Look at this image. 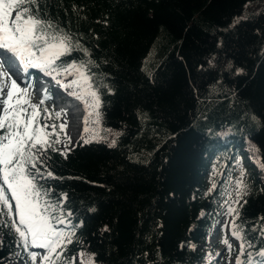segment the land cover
Segmentation results:
<instances>
[{
  "label": "trees",
  "instance_id": "1",
  "mask_svg": "<svg viewBox=\"0 0 264 264\" xmlns=\"http://www.w3.org/2000/svg\"><path fill=\"white\" fill-rule=\"evenodd\" d=\"M45 11L57 31L87 49L88 56L75 51L61 60H91L87 70L101 100L103 139H80L66 157L49 150L45 158L55 177L40 181L51 190L47 199L55 203L66 193L64 210L73 213L63 232L75 235L63 256L94 253V264H199L244 152L259 166L244 178L230 228L234 222L244 237L241 258L259 260L264 0H49ZM37 105V122L59 133L51 110ZM18 252L26 255L18 235L0 227V264Z\"/></svg>",
  "mask_w": 264,
  "mask_h": 264
},
{
  "label": "snow or ice",
  "instance_id": "2",
  "mask_svg": "<svg viewBox=\"0 0 264 264\" xmlns=\"http://www.w3.org/2000/svg\"><path fill=\"white\" fill-rule=\"evenodd\" d=\"M42 4L44 8L41 7ZM48 4L49 0H0V50L11 53L24 72H27L28 67L31 66L53 80L62 74L74 76L75 78L68 83H62L60 80H56V83L65 89H80L79 92L73 91L69 94L80 99L87 111L83 132L94 133L91 137L81 136L80 139L84 144L99 142L103 137L99 136L97 129L88 127L89 116L95 115L92 122L97 125L101 121V113L98 111L101 106L100 96L93 88L92 76L87 70L92 61L81 60L78 63L75 59L61 60V57H71L75 51H81L85 56L90 54L87 49L81 48L79 41L74 44L73 37L63 29L57 31L51 19L44 18L50 14L45 11ZM5 63V59L0 57V69ZM18 81L19 78H14L11 70L0 71V216L5 218L0 222V227H6L9 233L18 235L26 250L30 246L46 250L47 254L41 257L43 264H57V261L61 264H73L74 260L82 258L84 253H79L77 258H65L63 250L67 244L72 243L75 232L65 233L55 227L56 224L70 223L68 217L73 215L63 207L68 199L67 194H60L53 203L47 199L51 195V190L40 184L45 178H55L54 173L47 170L45 163L47 152L60 151L62 155L67 156V151L58 150L53 146L54 143H60V133L66 135L69 143L73 140L65 132L66 122L59 125V133L55 125L51 126V133L45 131L49 125L41 126L36 120L41 111L40 105L31 103L25 98L28 89L20 88ZM17 93L21 95L14 100ZM85 96H90L91 102L85 99ZM42 110L49 111L46 108ZM63 114L56 113L57 118ZM53 135L56 137L54 141L51 138ZM116 135L119 136L120 133ZM115 145L114 139L109 147ZM261 168H264V164ZM244 175L245 172L241 171V178L236 181L239 189L236 195L240 198L247 187L243 181ZM214 188L215 184H213ZM8 192L10 196L6 194ZM10 200L14 201V205ZM236 202L239 203V200ZM235 212L236 209L229 206L228 213L231 215ZM14 215L18 220L13 219ZM75 227L73 225V228ZM236 227L233 222L232 235L236 240L243 241L244 237ZM104 230L107 231V228L105 227ZM223 243L231 250L232 246L227 239H224ZM247 246L254 247L251 242H248ZM244 255L245 244L241 243L235 264H264V246L256 253L260 257L259 260L253 257L245 261L241 258ZM247 255L251 256V253ZM94 257L93 253L89 261L84 262L80 259L79 264H93ZM26 259L30 264H35L37 253L28 251Z\"/></svg>",
  "mask_w": 264,
  "mask_h": 264
},
{
  "label": "rangeland",
  "instance_id": "3",
  "mask_svg": "<svg viewBox=\"0 0 264 264\" xmlns=\"http://www.w3.org/2000/svg\"><path fill=\"white\" fill-rule=\"evenodd\" d=\"M25 87L26 86H24V88ZM20 95L16 96V98H18ZM25 98L29 99L31 101V103H34V104L40 103L34 95L26 94ZM42 104L45 107H48L51 110L52 114L55 117H57L54 114V111L51 108V104L49 102L48 103H42ZM25 107H27V106H25ZM29 112H31V109H29ZM60 118L61 117L58 118V122H60ZM58 127H59V124H58ZM70 134L71 133H68V135H70ZM64 135L65 134L61 133V135L59 137L60 143H58L57 149L67 151L68 149L72 148L77 142H75V140H73L72 143H69V141L66 139V137ZM81 136H83L84 138H88L86 133H81L80 137ZM80 137H79L78 141L80 140ZM250 150H251V154L254 155L255 150L253 149V147H250ZM58 152L61 154L60 151H58ZM251 160L252 159L248 158L247 154L244 152L242 154H240L238 156V158L236 159L234 166H233L234 180L231 181V185L228 187V190H227V199L229 201V204L225 208L224 213L222 214V216H221L219 222L217 223L215 229L213 230L211 235L206 239L205 243L201 246L203 257H202V260L199 264H235V261H236L235 259L238 255V251H239V245H238V240H236L235 237H233V235H230V236L225 235L228 232V225H230L229 223L232 222L233 214H234V213H232L230 215L228 213V208H229V206L235 208L236 204H238L236 202L238 200L236 192L239 189L237 188L236 181L241 178L240 177L241 171L245 172V175L243 176V181H244V178L247 176V174L250 171L253 170V167L259 166L257 161L253 163ZM8 194L10 196V192H8ZM10 203H12L14 205V201L10 200ZM13 219L18 220V217H15V215H14ZM222 234H224V235H222ZM224 239H227L229 244H231V246H232L231 250H229L228 247L223 243ZM28 251H32V252L37 253V260L39 257L42 256L40 253V250H33L29 247L26 250L25 257H23L21 260H12L13 262L11 261L10 264H29L30 263L29 260L26 259ZM223 251H224V254L220 258H218V260H214V258H216L218 256V254H222ZM77 257H78V254L74 256V258H77ZM89 257L90 256L84 254L82 258L75 259L73 264H79L80 259H82L84 262H87V261H89ZM37 260H36V262H37ZM36 262H35V264H36Z\"/></svg>",
  "mask_w": 264,
  "mask_h": 264
},
{
  "label": "bare ground",
  "instance_id": "4",
  "mask_svg": "<svg viewBox=\"0 0 264 264\" xmlns=\"http://www.w3.org/2000/svg\"><path fill=\"white\" fill-rule=\"evenodd\" d=\"M70 91H77V92H79L80 89H73V88H70ZM36 97H37V96H36ZM85 97L91 98L90 96H85ZM57 111L60 112V113H62V112L64 113V112L67 111V109H57ZM98 111H99V109H98ZM85 116H87V111H85L84 115L82 116V123L79 125V128H78V129H81L82 131H83L84 127H85V124H84V118H85ZM94 119H95V115H93V116H89V117H88V127H89L90 129H97V131L99 132V130H100V126L92 122ZM83 133H84V132H83ZM93 134H94V133H93L92 131H89L88 133H86L87 137H91ZM69 136L72 138V133H71ZM217 244H218V243H217ZM32 249H40V248H36V247H34V248H32ZM212 250H213V249H212ZM223 254H224V251H223L222 254H218V256H217L216 258H214V260H218V258H220ZM12 262H13V261H12ZM14 262H15V261H14ZM10 263H11V261H9V263H7V264H10Z\"/></svg>",
  "mask_w": 264,
  "mask_h": 264
}]
</instances>
